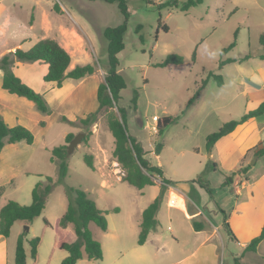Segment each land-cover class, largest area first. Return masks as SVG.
<instances>
[{
    "label": "rangeland",
    "instance_id": "1",
    "mask_svg": "<svg viewBox=\"0 0 264 264\" xmlns=\"http://www.w3.org/2000/svg\"><path fill=\"white\" fill-rule=\"evenodd\" d=\"M125 1L129 17L124 48L117 57L119 72L125 77L127 87L114 110L118 113L121 107L125 111L128 132L142 146L149 162L160 167L164 177L173 183L164 190L156 213L155 234L159 233L160 242L137 244L140 211L159 193L161 182L157 178L155 185L138 189L118 180L120 176L122 179L123 171L113 156L114 139L96 97L97 86L103 81L108 65L107 43L102 31L123 20L117 3L0 0L4 6L0 22L6 14L11 20L8 27L0 30V58L17 47L27 50L33 42L50 37L70 54L68 69L86 63L95 68L91 75L67 78L62 88L56 83L52 88L42 80L45 63L24 62L34 64L33 68L32 64L27 68L32 71L29 81L21 78L22 81L41 93L51 108L50 114L33 109L45 121V127L42 122L34 125L32 109L28 107L33 104L31 101L1 88L0 68V113L8 119L11 110L18 109L22 114L20 121L32 127L33 131L29 130L35 136V145L29 152L5 150L0 180L5 181L1 183L5 185L6 202L12 199L29 204L31 189L37 181H45L46 176L56 180L57 166L50 161L48 149L63 143L66 131L88 135L68 154L67 174L53 186L42 213L26 224L14 223L7 237L0 235L6 244L7 264H14L19 233L24 237L27 264H60L67 256V251L59 249L56 241L71 239L72 232L64 231L58 223L67 207L68 187L85 190L105 212L107 220L106 230L90 225L94 237L103 243L102 259L84 260L79 264H234L236 257L242 263L264 264V239L256 252H244L243 247L260 233L264 224V155L250 165L248 180L241 186L246 176L238 171L250 164L255 155L244 152V159L238 161L242 152L230 138H222L210 150L205 145L209 133L226 121L240 118L246 112L247 100L256 96L254 91L243 94L237 90L233 70L254 68L260 62L256 56L244 61L240 58L261 49L258 37L264 33V0H251L253 3L202 0L186 11L180 7L158 8L168 0ZM184 1L178 0L179 6ZM54 4L59 10L53 9ZM163 25L168 28L166 32L161 28ZM16 37L26 39L19 42ZM231 42L234 45L229 47ZM169 54L181 56L183 62L156 65ZM227 58L234 61L219 66ZM14 67L19 77L24 75V65ZM215 75L221 76L222 84ZM203 81L205 86L199 96L188 103ZM135 89L139 94L134 106L131 98ZM90 113H95L91 121L82 124L80 119ZM165 115L174 117V121L159 136L156 118ZM157 143L162 145L158 154L154 152ZM89 153L93 156L94 169L83 160ZM212 162L216 163V170L211 169ZM198 175L203 183L191 181ZM229 175L235 177V185L230 184L232 181L225 184V177ZM225 220L235 239L230 237ZM194 221L208 229L214 221L219 230L212 242L193 253L203 234L209 233L206 229L195 231ZM36 236L41 241L37 262L33 263L29 240Z\"/></svg>",
    "mask_w": 264,
    "mask_h": 264
},
{
    "label": "trees",
    "instance_id": "2",
    "mask_svg": "<svg viewBox=\"0 0 264 264\" xmlns=\"http://www.w3.org/2000/svg\"><path fill=\"white\" fill-rule=\"evenodd\" d=\"M107 3H117V6L123 16L121 23L115 26L105 27L102 31L103 37L106 40V52H107V70L103 78L97 86L96 97L98 101V108L103 110L106 116V124L108 130L112 134L114 139L113 156L116 162L120 165L123 171L122 180L128 184L142 189L145 186L155 185V179H159L160 191L153 198V200L142 210L140 230L138 233L137 244L142 245L145 243L150 231L154 230L157 226L156 213L160 208L164 190L167 186L172 185V181L164 177L163 171L160 167L152 165L145 157L146 152L142 146L137 142L135 137L130 135L126 124V113L118 107V113L114 110L117 106V102L121 99L122 91L127 87V81L125 77L119 72V61L117 54L124 48V35L126 32L127 19L129 12L125 0H101ZM202 0H186L179 6L178 0H168L158 5V8L162 7H180V10L186 11L192 6L200 4ZM54 10H59L57 4L53 5ZM163 31H167L166 25L162 27ZM234 36H236L234 34ZM259 44L261 46V52L259 57L264 59V33L258 37ZM234 42H231L229 47H232ZM250 53L246 54L244 58H248ZM42 62L45 63L47 68L46 72L42 76V80L46 82H55L57 87L62 86V82L67 79H81L94 73L93 64L86 63L83 65L76 64L71 69H68L71 63L70 54L58 43L57 40L45 37L36 41L29 49L23 50L19 47L13 51H9L0 58V68L3 71L1 87L9 93L16 94L21 97L34 102L36 108L44 114H50L51 108L46 102L43 95L29 86L27 83L16 75L13 71V67L16 62ZM234 59H224L220 61L219 66L232 62ZM183 62V58L177 54H169L164 61L156 64L157 66H165L171 63L180 64ZM215 78L219 84H222V78L220 75H215ZM205 82L196 89L193 96L189 99L188 103L194 101L199 96L200 91L205 86ZM138 90H134L131 102L136 105L138 96ZM264 114V101H262L257 107L248 110L240 118L233 119L224 122L221 127L216 131L209 133L206 136L205 145L206 149L210 150L213 145L222 137L232 132L238 125L245 122L251 117ZM95 113H90L85 118H81L82 124H88ZM66 120V117L63 116ZM73 123L70 120H67ZM174 121V117L170 115L158 116L156 118V132L160 136L163 130ZM73 132H68L65 135L64 142L53 146L50 150V161L57 166L58 175L56 180H53L50 176L45 177V181H37L31 189V202L26 205L19 204L15 200H8L0 208V235L7 237L10 233V229L15 221L31 222L34 218L38 217L45 208V202L48 194L51 192L53 186L56 183H60L67 174V145L74 137ZM88 135L83 138V141L87 139ZM34 136L31 131L23 125L16 124L9 126L0 115V152L7 143H15L18 141H24L27 144L33 142ZM161 143H157L154 152L158 154L161 150ZM254 152L253 155H264V146L257 149L253 147L248 152ZM83 160L86 165L94 169L92 154H85ZM251 164L245 167H241L239 172L246 173ZM211 169L216 170L217 165L215 162L211 163ZM232 176L225 177V184L232 181ZM194 183L202 182L201 175L191 180ZM206 186V185H205ZM1 189V188H0ZM68 198L67 207L64 213L59 218V225L66 227L71 224L75 234L73 241H62L59 244V248L67 251L60 264H76L78 260L82 259L84 254L87 259L101 260L103 257V251L101 243L94 238L89 223H94L102 230L107 229V220L105 212L97 207L95 201L91 199L87 192L81 188L68 187L66 189ZM114 211H118V208H113ZM45 224L48 222L45 220ZM225 225L229 231L231 237L235 239L229 224L225 220ZM201 224L194 221L193 227L195 230L201 229ZM264 239V224L260 233L253 237L245 246L244 252H256L258 244ZM40 237L36 236L29 240L31 259L35 261L37 259L38 245L40 243ZM14 264H26V253L24 249V237L20 234L17 237L15 252H14ZM234 264H246L239 261V258H235Z\"/></svg>",
    "mask_w": 264,
    "mask_h": 264
},
{
    "label": "crops",
    "instance_id": "3",
    "mask_svg": "<svg viewBox=\"0 0 264 264\" xmlns=\"http://www.w3.org/2000/svg\"><path fill=\"white\" fill-rule=\"evenodd\" d=\"M249 1L251 2V0H249ZM251 3H253V2H251ZM244 4L249 5V2H244ZM3 8H4V6L0 4V14H1V10ZM260 8H261V6H260ZM263 10H264V8H263ZM10 22H11L10 16L8 14H6L3 17V19L1 20V22H0V30L5 29V27H8V25H10ZM14 34H16V33H14ZM16 39H17V41L22 42L24 39H26V37H16ZM33 44H34V42L32 43V45ZM260 52H261V49H260V51H257V52H254V53H250V56H256V57H258L260 59V62H258V65H256V67H254V68H244V67H241L240 68V67H235L234 70H233L234 71L233 80L237 84V90H240V92L243 93V94H245V93L247 94L250 91L256 92V96L255 97H253L252 99L249 98V100H247L246 107H245V111L246 112L248 110H250V109H253V108L257 107L262 101H264V59H261L259 57ZM245 59H247V58H244L242 61H244ZM34 63H31L32 64L31 65V64H28V63H24V62H19V61L16 62V64H15L16 68H18L17 67L18 65H21V66L24 65V67L26 68V71L24 72V75L22 74L20 76V78H26V80L29 81V77L32 76L31 69L28 70L29 67H30L29 65H31L32 66L31 68H33V64ZM46 68H47V66H44V70L42 71V73H41L42 75L41 76H43V74L46 72ZM13 71L17 75L15 69H13ZM2 75H3V73H2ZM1 80H2V77H1ZM23 80H25V79H23ZM49 83H50V85L52 87L53 83H55V82H49ZM63 86H64V84L61 87H58V88H62ZM32 103L33 104H29L28 107H30L32 109V112H31L32 115L31 116H32L33 120H35L34 125L35 124H40L42 122V123H44L43 127H45V121L41 120V117L38 115V112H34L33 109H37V108H36L34 102H32ZM10 114L11 115H9V118L7 119V117H6L7 115H5L3 113H0L1 117L3 118V120L9 126H13V125H16V124H21L23 126H26V128L32 130V127H29L26 123H23V122L20 121L19 116H22V114H21V112L18 109H12L11 112H10ZM68 132H73V131L71 130V131H68ZM68 132L66 131L65 135ZM65 135H64V138H65ZM224 137L225 138H230L233 141V144H235L240 149V151L242 153L238 156L237 160L238 161L243 160L244 159V155H243L244 152H248V150L251 149V148H253V147H256L257 149H259V148H261V147L264 146V114H261V115H258V116L251 117V118L247 119L245 122H243L240 125H238L232 132H230L229 134H227ZM224 137H222V138H224ZM221 139H219V140H221ZM34 145H35V136H34L33 142L31 144H26V142H24V141H18V142H15V143H7L6 142L4 144L1 152H0V175H1L2 169H3L2 168L3 167L2 163L5 161L4 160V157H5V150L6 149H8L9 151H11V149H13L15 151L23 150L24 149L25 151L29 152V151H31L33 149ZM51 148L52 147H50L48 150H51ZM253 153L254 152H251L252 155H253ZM259 157L260 156H258L256 158V160ZM25 171L26 172H29V170H27V169H25ZM248 173H249L248 171L246 173H244V175L246 176V178L241 182V186H244L245 185V182L248 180V177H249V174ZM238 174H239V171H238ZM11 176H12V173L9 175V177H11ZM235 176H237V175H235ZM0 178H1V176H0ZM118 180L123 181L121 179V176H120V178ZM1 182H5V181H1L0 180V188H1L0 189V208L6 203V201L3 199V194L5 192V188H4L5 185H2L3 183H1ZM230 184L231 185H235V177L232 178V183H230ZM19 204H21V203H19ZM22 205H24V204H22ZM142 210L140 211V214L142 213ZM140 218H141V215H140ZM140 221H139V228H140ZM16 222H21L22 224H26L25 221H15L14 223H16ZM212 222H213L212 223V228H210V229L205 228L204 226L200 230H195L193 228L195 231H204L205 229H206V231H209V233L207 235H204L203 234V238L200 239L201 242H200L199 246L196 247V249L193 251V253L196 250H200L201 248L206 247V245L210 241L212 242L214 240L215 233L218 232L219 228H218V225H217L216 222H214V221H212ZM91 224H94V223H92V222L89 223V228L90 229H91V227H90ZM13 225H12V227H13ZM62 229L64 231L67 230V231H71L72 232L71 239L70 240L68 239L67 242L73 241L75 239V234H74L73 227H72L71 224H68L66 227H62ZM10 231H11V229H10ZM155 232H156V229L150 231V233L147 236V239H146L145 243L148 242V241H151L154 244H158L160 242V240H159V233L158 234H155ZM20 234H22V233H19L17 235V237ZM93 236H94V234H93ZM230 237H231V235H230ZM115 241H116V238H115ZM60 242H62V239H60L59 241H56V246L57 247H59ZM99 242H101L102 251L104 252L103 243H102V241H99ZM5 245H6L5 244V240H0V264H7V262H6V256H5V253H6V246ZM14 251H15V249H14ZM25 253H26V251H25ZM3 254H4V256H3ZM215 257H216V255H215ZM37 259H38V252H37ZM37 259L35 261L32 260V262L33 263H36L37 262ZM84 260H87V261L89 260L90 261L92 259H87L86 256H85V254H84L83 258L80 259V260H78L76 264H79V263H81ZM26 264H27V259H26Z\"/></svg>",
    "mask_w": 264,
    "mask_h": 264
},
{
    "label": "water",
    "instance_id": "4",
    "mask_svg": "<svg viewBox=\"0 0 264 264\" xmlns=\"http://www.w3.org/2000/svg\"><path fill=\"white\" fill-rule=\"evenodd\" d=\"M84 137V133L80 132L74 135L72 140L67 145V153L70 154L73 152L74 148L81 142L82 138ZM258 155H255L253 160L250 162V164H254L256 161V158Z\"/></svg>",
    "mask_w": 264,
    "mask_h": 264
}]
</instances>
